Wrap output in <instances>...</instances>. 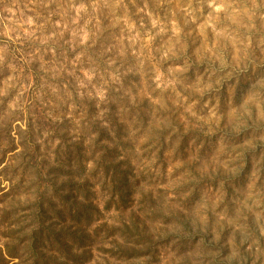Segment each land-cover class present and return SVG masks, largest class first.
I'll list each match as a JSON object with an SVG mask.
<instances>
[{
  "label": "rangeland",
  "instance_id": "1",
  "mask_svg": "<svg viewBox=\"0 0 264 264\" xmlns=\"http://www.w3.org/2000/svg\"><path fill=\"white\" fill-rule=\"evenodd\" d=\"M0 264H264V0H0Z\"/></svg>",
  "mask_w": 264,
  "mask_h": 264
},
{
  "label": "trees",
  "instance_id": "2",
  "mask_svg": "<svg viewBox=\"0 0 264 264\" xmlns=\"http://www.w3.org/2000/svg\"><path fill=\"white\" fill-rule=\"evenodd\" d=\"M35 248H36V247H35V243H32V247H31V250H33L32 253H34Z\"/></svg>",
  "mask_w": 264,
  "mask_h": 264
}]
</instances>
